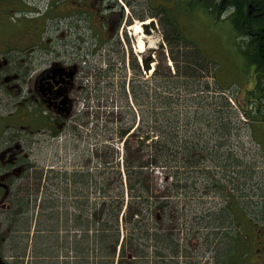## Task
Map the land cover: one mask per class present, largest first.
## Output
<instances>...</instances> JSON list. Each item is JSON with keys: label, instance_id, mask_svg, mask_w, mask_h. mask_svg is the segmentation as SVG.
Instances as JSON below:
<instances>
[{"label": "rangeland", "instance_id": "374dc122", "mask_svg": "<svg viewBox=\"0 0 264 264\" xmlns=\"http://www.w3.org/2000/svg\"><path fill=\"white\" fill-rule=\"evenodd\" d=\"M223 18H226V15H223ZM146 19L149 20L148 17ZM138 22L139 20H134L131 26H134L137 33H143V28ZM188 26L183 27L186 32L184 34L187 38L189 36L193 39L191 43L196 42L200 47L199 56L205 54L208 60L202 63L198 61L199 59L196 60V57L186 55L191 63L190 74L198 83L196 92L192 88L173 89L174 93H179L181 104L175 128L179 139L192 142L193 147H206L208 151L200 158L196 157V160L191 164L187 161L188 173L181 169L182 167L186 168L184 163L177 165V162L170 158L173 161L171 169L180 170L181 184L185 183L187 177L189 180L187 187L174 191L179 201H176L173 210H179V213L170 215L171 210L167 208L160 215L164 224L176 221L169 225H173L178 243L175 250L161 249V253L164 254L162 255L166 264H236L237 262V264H241L243 263V253L251 251V238L256 236V230L263 224L264 219V115L261 114L262 110L258 112L264 103V98L255 95L252 98L253 104L247 102L251 97L247 90L252 87L254 74L240 52L241 38L234 34L227 21L223 20V29H220L215 25L211 15L204 14V12L200 14L198 11L191 17ZM174 28L177 30V25L170 27L164 25L163 29L159 25V33L156 36H154L155 34H151L152 37L147 34L143 36L144 42L150 47H158L162 41L160 38L165 34L168 40L172 41L171 47L165 41L163 52L155 55L156 61L153 64L155 70L152 74H172L174 76L180 74L179 78H182V74H184L183 65L186 63H184L185 57L181 56V52L192 56V51L186 52L190 51L188 49L192 47V44L189 47L186 42H179ZM221 35H223V45L220 42ZM137 39H139V35L136 37ZM105 46L107 47V45ZM103 49L100 48V52ZM100 55L94 60L95 63L105 64L106 61ZM201 58L204 59V57ZM196 61L201 66L197 65ZM136 62L138 61L136 60ZM88 64L89 62H87ZM121 64H124L123 60ZM121 64H117V66ZM89 69L92 71L93 68ZM123 77V74H115L108 82L106 81L107 83L99 85L100 102L97 117L100 126L97 130L98 138L92 136V129L89 126L86 131L90 130V132H82L84 137L87 135V139H81V136L74 139L69 136L65 144L59 140H52L48 144H42L36 151V169L25 178L23 187L18 191L19 199L22 201L20 205L25 206L24 211H29L28 215L22 217L23 225L19 226L20 230L26 232L21 236L19 246L29 264H60L62 262L63 250L58 251L57 249L61 246L60 239L54 245L55 235L56 238H59L66 233V227H64L63 218L60 215V222L49 219L50 222L55 223L53 226L55 235L54 233L52 235L41 233L39 238H33L37 227L35 217L41 209L39 204L45 198L47 204L49 191L51 189L59 191L56 185L60 186L65 177L64 174L58 172L67 170L66 177H69L71 181L73 178L71 175L75 168L87 164L92 154V162L89 164L91 170L96 167L95 156L99 151L109 153L114 148L119 154L123 153V145L116 135L117 112L123 107L122 116L125 114L126 126L131 123L132 113H139L133 99L130 111L125 108V99L122 88H120L121 83L124 82ZM132 78L143 82L146 80L145 74H141V76L135 74ZM97 79L99 76H94L93 83H96ZM175 79L177 78L175 77ZM148 82L152 83L153 81L150 79ZM233 83L238 86L237 90L229 93L220 92V89H225ZM177 86L180 85L177 84ZM189 87H192V83L189 84ZM205 88L207 89L204 90ZM112 89L113 91H110ZM230 94L234 98H231ZM104 95H109L107 102L103 99ZM196 96L200 97V102L194 105L191 98L197 101L199 99ZM226 99L230 102L229 107L224 106ZM184 100L189 103L182 104ZM152 101L155 102V99ZM152 101H146L142 96L139 100L144 106H147V102ZM117 108L119 109L116 110ZM111 115L116 117V126L108 125ZM103 144L106 148L102 147L101 149L100 146ZM97 146L100 148L98 152ZM180 149L179 157H183ZM166 172L172 174L169 169ZM212 181L217 182L222 188L211 186ZM173 182L172 179L168 183L160 182V195L165 196V189L171 190ZM171 192L173 191L171 190ZM230 196L237 197L234 203L238 209L239 206L242 207L246 216L237 208H235L237 209L236 213H232L235 216L233 220L231 215L228 216L224 207ZM72 199L71 197L69 202H72ZM174 199L176 200L175 197ZM155 200H151L152 205L149 207L151 211L145 216L146 228L149 233L154 230L150 217L153 216L157 221V216H154L156 214H151L156 211ZM239 222H242V230L250 237L247 239L250 241L248 249L237 238V232L241 229ZM46 223L44 218L40 217L38 220L39 229L45 228ZM142 244L143 246L140 247L141 260L138 261V264H153V260L160 258L154 251L155 241L148 235H144ZM147 259H149V263H147Z\"/></svg>", "mask_w": 264, "mask_h": 264}, {"label": "flooded vegetation", "instance_id": "af4514ba", "mask_svg": "<svg viewBox=\"0 0 264 264\" xmlns=\"http://www.w3.org/2000/svg\"><path fill=\"white\" fill-rule=\"evenodd\" d=\"M231 1L239 10L228 0H0V264H27L19 246L26 232L19 226L29 211L20 205L18 191L36 169L38 148L52 140L65 144L69 136L87 139L82 132L91 125L98 138L99 85L84 83L82 75L90 73L82 64L104 53L100 57L111 68L97 76L131 74L117 71L114 62L125 57L117 32L134 20L144 32L150 25L146 30L154 36L159 25H178L174 33L196 44L183 30L191 17L204 12L223 29L228 11L226 19L240 26L244 52L250 54L245 59L254 78L247 91L264 98V0ZM160 39L167 41V35ZM155 48V55L163 52ZM262 223L244 264H264Z\"/></svg>", "mask_w": 264, "mask_h": 264}, {"label": "trees", "instance_id": "16d2710c", "mask_svg": "<svg viewBox=\"0 0 264 264\" xmlns=\"http://www.w3.org/2000/svg\"><path fill=\"white\" fill-rule=\"evenodd\" d=\"M228 5L238 9V6L234 5L231 0H228ZM171 25L173 26L172 23ZM231 25L237 34L241 32L236 21L231 20ZM179 33L181 34L180 31ZM176 36L179 42L189 43L183 37ZM167 41L171 47L172 41L170 42L168 38ZM191 51L186 52H191L192 56L181 52V56L185 57L184 63H186L183 65L184 74H182V78H179L180 74L174 76L172 74L155 73L151 77L152 83L131 84L132 99L140 113V126L135 129V133L131 134V127L125 126V122L117 127V138L121 141L125 139L122 163L119 161V153L114 148L109 153L101 150L95 156L96 168L93 171L81 165L80 169L72 172L71 176L73 178H71V181L69 177H66V174L59 173L65 175L60 186L56 185L59 191H57L58 189H51L47 196L49 199L47 204L46 198L39 204L41 209L37 212L35 221L37 227L34 237L39 238L41 233H44V235L54 233L55 235L53 230L55 223L50 222L49 219L60 222L59 218H63L66 233L59 238H56L55 235L54 239V245L60 239L61 246L57 249L58 251L63 250L60 264H138V261L141 260L142 251L140 247L143 246L142 238L144 235H148L155 241L154 251L160 257L153 260V264H166L161 249L173 251L178 247L174 235L175 229L172 227L173 225H169L176 223V221L164 224L160 215L167 208L171 210L170 215L179 213V210H173L178 200V196L174 191L187 187L189 177L186 178L184 184H181L179 179L180 170L171 169V163L173 161L177 162V165L184 163L186 168L182 167L181 169L187 171V161L191 164L196 160V157L200 158L208 151L206 147H193L192 142L179 139L175 128L181 104L178 97L179 93H174L173 89L180 87L192 88L195 89V92L197 89L198 81L194 80L193 75L190 74L191 63L188 56L196 57V60L199 59L198 61L202 63L206 61L205 58H201L204 56H199V49L194 47ZM240 52L244 58L250 60V54L245 53L242 49H240ZM198 61H196L197 65L201 66ZM106 81L108 82V79L99 76L96 83H107ZM190 83H192V87H189ZM177 84L180 86H177ZM237 87L233 83L225 89H220V92L229 93L235 89L237 90ZM249 95L251 97L248 98L247 102L252 103V98L257 94L255 91H249ZM141 96L146 101L155 99V102H147V106H144L139 102ZM230 97L234 98L232 94H230ZM196 98L199 100L195 101L194 98H191L194 105L200 102V97L196 96ZM185 103L188 104L189 102L184 100L182 104ZM224 106H230L227 99ZM243 112H246V110H243ZM185 113H187L186 110ZM119 116H122V111H119ZM131 121L133 123L134 119ZM102 147L106 148L104 144L100 146L101 149ZM179 148H181L183 157H179ZM168 169L173 175L166 172ZM170 179L174 180L171 188L173 192L165 189V196L160 195V182L168 183ZM211 186L222 188L221 185L213 181ZM61 197L68 199L72 197L73 199L72 202L68 200L60 202ZM152 199H156V211L151 214H156L154 216H157V221L153 216L150 217L154 230L149 233L146 228L145 216L146 213L151 211L149 207L152 205ZM236 199V196H230L224 207L228 216L231 215L232 220L235 217L232 213L235 214L238 209V206L234 203ZM238 210L243 215H247L241 206ZM40 217H43L47 222L45 228L42 229H39L38 224ZM239 225L241 229L237 232V238L247 248L246 234L242 230V222H239ZM147 260V263H149V259Z\"/></svg>", "mask_w": 264, "mask_h": 264}, {"label": "water", "instance_id": "95a60500", "mask_svg": "<svg viewBox=\"0 0 264 264\" xmlns=\"http://www.w3.org/2000/svg\"><path fill=\"white\" fill-rule=\"evenodd\" d=\"M147 27L149 28L150 25L145 26V28H144L145 31H146L145 33H146V34H150V32H149L148 30H146ZM163 47H164L163 44H161V45L159 46V48H163ZM153 51H154V50L151 49V50H150V53L153 52ZM143 64H144V68H145V70L148 71V70L150 69V67H151V66H150V64H151V57H150V56H147L146 58H144V59H143Z\"/></svg>", "mask_w": 264, "mask_h": 264}, {"label": "bare ground", "instance_id": "6f19581e", "mask_svg": "<svg viewBox=\"0 0 264 264\" xmlns=\"http://www.w3.org/2000/svg\"><path fill=\"white\" fill-rule=\"evenodd\" d=\"M139 24V23H138ZM141 32V31H140ZM137 33V32H136ZM140 34H142V33H140ZM138 45H139V48L140 49H143V45H144V40H143V38H139L138 39ZM92 82H93V80H92Z\"/></svg>", "mask_w": 264, "mask_h": 264}]
</instances>
